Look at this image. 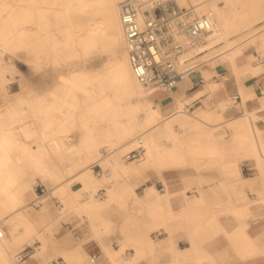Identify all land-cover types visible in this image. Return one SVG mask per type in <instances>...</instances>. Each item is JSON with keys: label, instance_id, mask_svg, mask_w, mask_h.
<instances>
[{"label": "bare ground", "instance_id": "obj_1", "mask_svg": "<svg viewBox=\"0 0 264 264\" xmlns=\"http://www.w3.org/2000/svg\"><path fill=\"white\" fill-rule=\"evenodd\" d=\"M121 1L0 0V99H5L0 104V219L4 216L0 220V244L5 247L8 232L4 222L14 224V229L18 220L26 222L22 209L30 203L37 205L35 224L36 230L42 228V240L48 230L46 218L67 219L73 212L77 214L76 225L88 224L91 235H106L114 227L104 217V209L113 204L122 207L129 198L141 202L135 189L141 184L120 178L141 175L150 167L161 171L173 163L188 161L195 153L189 141L195 138H225L221 127L209 126L221 118L229 99L219 101L214 112L199 110L191 114L185 104L203 90L192 96L182 95L181 99L173 93V100L166 106L154 100L156 91L138 82L120 22ZM136 1L146 8L151 0ZM263 2L175 0L185 11V21L206 15L211 22V33L196 51L221 45L209 58L208 67L193 71L187 78L200 77L206 80L208 89H216L224 83L214 82L212 76L222 71L240 80L241 76L264 70L261 64L252 66L256 56L250 52L252 48H264V31L252 33V26L243 23L247 14H256ZM16 51H22L26 65L54 67L57 83L44 94L34 95L29 83L16 79L14 71L9 80L3 56ZM188 53L184 52L181 62ZM101 59L104 61L96 65ZM183 80L185 77L179 86ZM239 91L251 113L257 106L255 91ZM248 115L225 121L233 129L231 139L238 144L232 143L227 154L234 155L242 148L264 171V143L257 146L250 127L252 115ZM174 124L184 131H175ZM140 146L144 148L141 158H124ZM96 165L111 171L104 168L99 177L94 171ZM142 178L144 183L146 178ZM38 181L46 184V193H36ZM101 186L105 187L103 193L99 192ZM151 189L155 191L154 186L146 187ZM37 248L41 252L45 244ZM123 250L121 243L119 250L109 253L106 264H134L124 259ZM86 256L78 252L77 258L81 261Z\"/></svg>", "mask_w": 264, "mask_h": 264}, {"label": "crops", "instance_id": "obj_2", "mask_svg": "<svg viewBox=\"0 0 264 264\" xmlns=\"http://www.w3.org/2000/svg\"><path fill=\"white\" fill-rule=\"evenodd\" d=\"M258 49L264 52V48ZM260 64L264 66V60L252 62V66ZM217 76L213 75L212 80L222 83ZM240 80L242 90L255 91L256 108L245 112L242 103H248L237 92L238 100L225 113V119L205 125L221 127L224 139L195 138L189 141L195 153L188 161L173 163L161 171L150 167L141 173L140 179L145 177L146 181L135 188L141 202L128 199L122 222L103 214L113 227L116 223L124 227L122 236L116 235L114 228L106 235H91L88 224H75L77 214L73 212L67 219L46 218L51 234L47 230L42 240V228L36 230L35 224L37 205L30 203L22 209L26 222L18 220L15 229L14 224L9 228L4 222L8 236L7 246L0 244V264H106L109 253L119 250L121 243L124 259L134 264H264V171L242 148L234 155L227 154L232 143L238 144L231 139L233 129L225 124L234 117L252 115L250 127L256 144L260 148V142L264 143V70L241 76ZM206 83L200 77L187 78L174 96L181 99L182 95L192 96L202 89L208 91ZM205 95L203 92L185 106L192 108ZM218 95L221 100L227 98L224 90ZM155 99L167 106L173 96L158 91ZM173 127L177 132L184 131L178 124ZM148 186H154L155 191L146 190ZM55 204L59 206L58 200ZM3 219L4 216L0 220ZM43 243L46 250L36 251V246ZM75 249L87 256L79 261ZM19 257L24 258L19 261Z\"/></svg>", "mask_w": 264, "mask_h": 264}, {"label": "built area", "instance_id": "obj_3", "mask_svg": "<svg viewBox=\"0 0 264 264\" xmlns=\"http://www.w3.org/2000/svg\"><path fill=\"white\" fill-rule=\"evenodd\" d=\"M184 12L175 0H151L146 8L136 0H122L119 4L132 71L138 82L149 90L173 95L180 81L195 68L188 60L203 52L195 49L205 44L212 31L211 22L206 15L185 21ZM192 50L195 51L191 56L181 62L184 52ZM233 99L238 100V96ZM143 152L140 146L129 152L128 158L139 159ZM23 258L19 257V261ZM90 261L95 262V256Z\"/></svg>", "mask_w": 264, "mask_h": 264}, {"label": "rangeland", "instance_id": "obj_4", "mask_svg": "<svg viewBox=\"0 0 264 264\" xmlns=\"http://www.w3.org/2000/svg\"><path fill=\"white\" fill-rule=\"evenodd\" d=\"M243 23H249L252 26L251 30H249L250 32H252V33L257 32V34L262 33L264 31V2H263V5L261 6V8L257 10L256 14H254L253 16L247 14V16L244 18ZM219 46H221V45H217V46H214V47L209 48V49H203V52L201 54L194 56L193 58H190L188 61L190 63L193 62V64L195 66L197 65L195 67L196 69L194 68L193 71L208 67L209 61H210L209 58L212 57L213 55H215L219 51L218 50ZM250 52H252L256 56L255 63H259V61L264 60V52L261 49L252 48L250 50ZM188 54L189 55H187V57H184V59L191 56L190 52ZM103 59L106 60V57H104ZM258 59H260V60H258ZM104 60H102V59L98 60L95 64L100 65L101 61H104ZM3 61L5 62V65L8 67V70H9V72H8L9 80H10V77L14 76L15 74L18 75V76H15V78L17 79L20 77V79L24 80L25 83H27V84L29 83L28 85H29L30 89L33 90L32 93L34 95L44 94L51 86L55 85L58 81L57 74L54 71L55 69L51 65L46 64L43 66L42 65L36 66L33 64L32 65L31 64H28V65L24 64L23 63L24 59L22 57V51H16V52H11V53L6 52L3 56ZM58 69L63 71V68H61V67H59ZM13 71L15 73L14 75H12ZM217 77L219 80H221V81L223 80L224 85L221 86L219 89L218 88L208 89V91L205 89H202L203 90L202 93L206 92V95L204 97L200 98V99H202L201 102H199L198 104H195L192 108H190V110L192 112L189 111V113L196 114L199 110L214 112L219 101L221 100V98L219 97L218 94L220 91L224 90L226 92V95H227V100L229 99V103H227L226 107L223 109V111L221 113L223 115V118L221 117V119L219 121L225 119V113H227V111L229 109H231V107L233 106V103L235 102L234 99H230V98H231V96L238 94L237 92H239V89L241 88V87H239V83L241 82V80H238V78L234 77L229 72H226L224 74H219ZM186 79H187V76H185V80ZM244 80L245 79H243L242 81H244ZM178 87H179V84H178ZM155 94H156V92H153V94H152L153 98L156 102H159L155 99ZM4 102H5V99H3V100L0 99V104H2ZM199 105H201V106H199ZM242 107H243L244 111L247 112L249 105L247 106V104L242 103ZM217 121L218 120H215L212 122L215 123ZM128 157H129V154H127L124 158L126 159ZM247 157H249V156H247ZM104 168H105V170L111 171V169L109 167H103L102 168L101 166L98 167V165H96V166H94L95 174L98 175L99 177L102 176ZM120 179L121 180L122 179L128 180V182H139L140 184L143 183V178L140 179V175H132V176H130V178H127L126 176H124L123 178H120ZM35 190L39 195H41V194L46 193L47 186L43 182L38 181L37 185L35 186ZM104 190H105L104 186L99 187V192L103 193ZM56 200L57 199L55 198L54 201H56ZM123 210H124V206L121 207L119 205L113 204L108 209L105 210L104 214L109 219H113L116 221L120 220L122 222L123 212H124ZM5 226H8L10 228L11 224L8 222L7 224H5ZM122 228H123L122 225H118V223H116L114 226L115 234L116 235L119 234L122 236L123 235ZM48 232H49V230H48ZM46 233H47V230H46V232H44V234H46ZM49 233L51 234V231ZM40 239H42V238H40ZM36 247H38V246H36ZM44 250H46V249L44 248ZM44 250H42V251H44ZM17 251H18V249L14 250L13 255H15L17 253ZM36 251H38V248H36Z\"/></svg>", "mask_w": 264, "mask_h": 264}]
</instances>
